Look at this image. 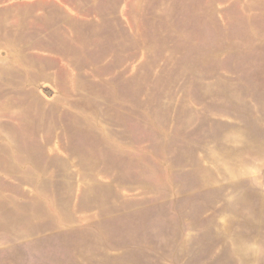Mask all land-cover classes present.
Here are the masks:
<instances>
[{
  "label": "rangeland",
  "instance_id": "374dc122",
  "mask_svg": "<svg viewBox=\"0 0 264 264\" xmlns=\"http://www.w3.org/2000/svg\"><path fill=\"white\" fill-rule=\"evenodd\" d=\"M0 264H264V0H0Z\"/></svg>",
  "mask_w": 264,
  "mask_h": 264
}]
</instances>
